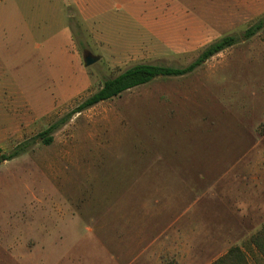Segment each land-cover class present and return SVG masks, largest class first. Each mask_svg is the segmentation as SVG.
I'll use <instances>...</instances> for the list:
<instances>
[{"label": "rangeland", "instance_id": "1", "mask_svg": "<svg viewBox=\"0 0 264 264\" xmlns=\"http://www.w3.org/2000/svg\"><path fill=\"white\" fill-rule=\"evenodd\" d=\"M176 2L70 0L66 21L61 0H1L0 148L59 127L0 166V264H214L235 248L264 264V28L242 38L264 0ZM226 36L241 40L195 72L74 113L126 69L185 67Z\"/></svg>", "mask_w": 264, "mask_h": 264}, {"label": "trees", "instance_id": "2", "mask_svg": "<svg viewBox=\"0 0 264 264\" xmlns=\"http://www.w3.org/2000/svg\"><path fill=\"white\" fill-rule=\"evenodd\" d=\"M263 28L264 18L249 27L243 33L242 38L245 40H250ZM240 40L241 39L237 36H226L221 38L220 40L209 45L193 63L185 67L163 66L149 63L136 64L126 69L119 75L106 80L103 86L96 93H94L76 108L74 113L86 111L102 102L112 100L129 90L149 84L160 78L187 76L203 66L212 57L228 48L237 45ZM58 127L59 125L51 126L49 129L40 133L36 137L19 143L10 152H5L0 148V166L4 162H10L26 154L39 139H41L46 145H51L54 140L52 134ZM261 235H256L252 241L254 246H256L259 252L264 256V236ZM214 264H249V262L245 253L241 249L235 248L230 251L228 255L222 257Z\"/></svg>", "mask_w": 264, "mask_h": 264}, {"label": "crops", "instance_id": "3", "mask_svg": "<svg viewBox=\"0 0 264 264\" xmlns=\"http://www.w3.org/2000/svg\"><path fill=\"white\" fill-rule=\"evenodd\" d=\"M79 1V0H78ZM0 2H1V0H0ZM70 3V0H61V9H62V12H63V14H64V17L66 18V21H67V19H68V16H66L67 15V13H66V5L67 4H69ZM143 3L144 4H147V6L148 7H150V8H147V10H149V12H148V14L151 16L152 14H153V16L155 15V14H157L158 12H159V10L161 9V11L164 9V7L165 6H176V5H178V6H180L181 5V3L180 4H177V2H176V0H143ZM76 5H78L77 4V2L75 3ZM130 4H132V1H130ZM188 6H191V4H189L188 2L186 3ZM150 16H148V17H150ZM148 17L147 18H144V19H141L142 20V23H148L147 22V19H148ZM67 23H69V22H67ZM142 27H146V28H148V26L147 25H142ZM70 38H72V33H71V35H69V39ZM252 248H254V247H252ZM255 250H256V248H254ZM1 251V250H0ZM3 252H6V251H3ZM15 254H17L18 255V253L17 252H10V255H14V257H13V259L15 260ZM20 257L19 256H17V258H16V261H20V259H19ZM47 261H45L43 264H48V263H46ZM248 262H249V264H251V262L248 260ZM19 264H21L20 262H19ZM40 264V263H39ZM42 264V263H41Z\"/></svg>", "mask_w": 264, "mask_h": 264}, {"label": "water", "instance_id": "4", "mask_svg": "<svg viewBox=\"0 0 264 264\" xmlns=\"http://www.w3.org/2000/svg\"><path fill=\"white\" fill-rule=\"evenodd\" d=\"M102 59L101 56L93 55L89 51L84 52V64L86 67H91Z\"/></svg>", "mask_w": 264, "mask_h": 264}]
</instances>
